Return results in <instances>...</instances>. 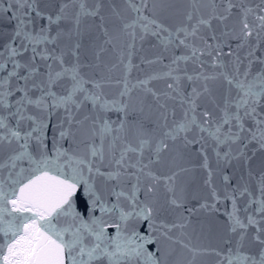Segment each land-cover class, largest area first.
I'll return each instance as SVG.
<instances>
[{
	"label": "snow or ice",
	"instance_id": "obj_1",
	"mask_svg": "<svg viewBox=\"0 0 264 264\" xmlns=\"http://www.w3.org/2000/svg\"><path fill=\"white\" fill-rule=\"evenodd\" d=\"M0 264H264V0H0Z\"/></svg>",
	"mask_w": 264,
	"mask_h": 264
}]
</instances>
